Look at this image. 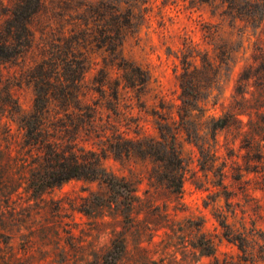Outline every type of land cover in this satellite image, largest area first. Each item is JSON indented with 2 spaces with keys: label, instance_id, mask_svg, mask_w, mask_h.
Masks as SVG:
<instances>
[{
  "label": "rangeland",
  "instance_id": "1",
  "mask_svg": "<svg viewBox=\"0 0 264 264\" xmlns=\"http://www.w3.org/2000/svg\"><path fill=\"white\" fill-rule=\"evenodd\" d=\"M37 1L0 0V264H113V248L121 244L125 248L116 264H264L258 252L246 262L238 247L226 240L221 225L226 219L235 230L249 231L254 224L264 232V191L259 184L263 177L247 175L245 180L251 182L246 192L234 180L235 162L245 167L243 138H235V127L216 135L215 165L226 163L224 185L237 194L228 200L217 186L216 168L201 169L199 149L179 127L178 113L185 69L203 71L207 64L208 78L201 80L212 88L202 103V124L234 111L247 124L250 117L257 120L258 113H264V21L254 29L238 18V11L248 9L243 1L231 9L221 0H148L147 20L125 40L122 54L147 70L150 81L140 97L133 90L121 91L120 120L112 91L101 88V82L113 86L117 80L123 86V78L111 56L93 42L101 22L88 6L99 0H41L40 7ZM136 22L142 23L139 18ZM68 39L75 43L76 57L87 58L75 101L63 98L67 93L63 62L49 71L40 67L50 58L52 46L65 45ZM42 77L48 95L45 131L58 142L72 137L77 147L101 155L108 149L106 137L112 136L110 128L106 134L102 129L107 121H113L126 138L140 131V139L162 141L159 115L168 117L188 165L182 194L167 188L161 163L125 159L108 150L102 166L136 188L134 207L126 208L125 202L113 204V209L102 206L114 193L101 181L71 180L33 195L23 178L29 174L19 167L18 152L26 134L22 121L34 114ZM75 104L97 105L98 129L93 135H87ZM74 119L73 133L62 132L63 125H72ZM206 134L204 124L201 135ZM206 139L213 146L211 136ZM118 210L131 212V219L119 216ZM206 241L213 243V255L201 252Z\"/></svg>",
  "mask_w": 264,
  "mask_h": 264
},
{
  "label": "trees",
  "instance_id": "2",
  "mask_svg": "<svg viewBox=\"0 0 264 264\" xmlns=\"http://www.w3.org/2000/svg\"><path fill=\"white\" fill-rule=\"evenodd\" d=\"M221 1L228 3L229 7H232L231 9H233L236 2H245L248 5V9L242 13L238 11V18L250 24L254 29L258 28L264 21V0ZM37 5L38 7L41 6V0L37 1ZM260 6L262 8L258 9ZM88 7L90 14H94L97 20L101 22L93 42L96 43L97 48L104 49L111 56L112 66L122 73L123 86H121L119 80L112 83L114 84L113 86L109 83L101 82V88L107 86L112 91L111 96L117 116L121 120L123 118L120 117L123 114L119 110L123 101L121 91L133 90L138 95L137 97H140L146 92L150 81V75L147 70L133 62L127 61L122 54L125 40L131 35L137 34L139 27L147 20V15L150 11L148 0H99L95 5ZM23 9H25V6ZM109 18H111V23H109ZM137 18L142 23H137ZM213 36V33H208V37L212 38ZM74 45L75 43L71 39H68L65 45L54 44L50 52V58H47L40 65L43 69L47 66L49 71L52 66H60V61L64 63L66 66L65 77L67 78V84L64 87L67 89V93L64 91L63 98H69L71 101H75L78 98L79 78L85 74V64L87 63V58L79 59L81 57H76L74 53L76 47H73ZM206 62L205 60L204 63ZM206 66L203 71L195 68L192 72L189 71L190 67H188L181 77L182 105L178 109L180 117L179 127L185 130L189 140L195 142L198 147L201 169L211 171L216 168L219 176L217 186H222L228 200V196H233L236 193L233 190L229 191L228 186L224 185V180L227 178L224 172L226 163H223L222 167H216L215 164L218 157L217 151H213V149L217 145V133L235 127V138H243L242 141L247 153L245 155V167L237 162L234 164L233 169L236 172L234 180L238 188L246 192L249 189L248 186L251 180H245V177L250 174H260L263 177L259 182L260 190L264 191V113H258L257 120H252L250 117L247 124H243L239 119L241 114L235 111L227 113L221 118H211L209 122L204 123L208 134L206 136L201 135L204 125L201 121L205 115L202 103L210 97V89L212 88V85H208L206 81L201 80V78H208L210 69L208 64ZM250 69L253 70V66H250ZM55 73L57 74L56 71ZM42 80V86L37 92L34 114L22 121V129L26 130V134L25 141L21 144L22 146L18 152L21 154L19 167L24 173L29 174L27 178L23 176L24 174L22 176L27 181V189L32 190L33 195H41L46 190L59 187L71 180L101 181L114 193L112 201H108L102 206L113 209V204L125 202L127 204L126 208L134 207V203L138 200L136 188L126 181L125 178H117L107 173L102 166V159L108 150L117 157L125 159L133 157L140 159L152 158L155 162L161 163L165 170L163 182L166 183L167 188L175 194H182L185 177L188 173V165L182 157L177 134L172 132L168 117L159 115L161 122H163L158 123L162 141L140 139L142 135L140 131L135 132V137L126 138L124 133H119L113 121H107L102 126V129H104V134H106L110 128L112 136L111 138L109 136L106 137L108 149L103 150L100 155L93 150L77 147L78 144L71 140L72 137H68L69 139L66 141L58 142L55 141L57 140L55 135L53 136L49 133L50 136L47 139V135H49L45 131V102H47L46 97L48 96L45 85L47 81L45 77H42ZM103 94L105 93H102V96H104ZM59 95H61V92ZM53 99L55 100V97ZM96 107L97 105L95 107L86 105L83 108L79 107V105L76 107V104L73 106V108L80 109L82 112V114H77V116L80 119H84L88 136L96 133L98 129V126L95 125L97 124L95 117ZM160 108L165 110L163 104ZM74 121L75 119L71 121L72 125H63L62 132L67 133L70 129H73L71 131L73 133L76 127ZM245 127H248L247 131ZM207 135L211 136L213 146L206 139ZM34 151H36L35 154H32ZM118 212L119 216H124L126 219H131L132 217L131 212L124 213V211L120 210ZM221 225L225 229L224 237L226 240L238 247L240 252L243 253L246 262L253 260L257 252L259 259L264 260V232L257 229L254 224L249 231L245 229L243 231L235 230L226 222V219L221 221ZM115 247L113 248L115 254L113 264H116L125 248L123 244L118 248ZM201 252L205 255H213L215 252L213 243L206 241ZM111 253L113 254V252Z\"/></svg>",
  "mask_w": 264,
  "mask_h": 264
}]
</instances>
